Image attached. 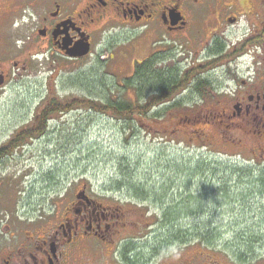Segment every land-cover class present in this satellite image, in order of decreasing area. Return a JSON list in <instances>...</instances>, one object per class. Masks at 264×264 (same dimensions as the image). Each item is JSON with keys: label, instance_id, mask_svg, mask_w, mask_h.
Here are the masks:
<instances>
[{"label": "rangeland", "instance_id": "1", "mask_svg": "<svg viewBox=\"0 0 264 264\" xmlns=\"http://www.w3.org/2000/svg\"><path fill=\"white\" fill-rule=\"evenodd\" d=\"M151 35L123 34L121 40L95 43L82 60L63 59L53 66L42 60L28 71H15L0 106V145L31 127L51 99L99 103L108 92L117 97L115 85L132 76L136 63L154 50L171 52L169 44L154 43ZM183 45L175 60L186 70L191 59ZM199 104L175 109L163 119L138 117L141 122L132 131L124 130V121L89 106L52 116L44 135L15 148L0 169V241H9L18 222L33 225L31 221L63 210L87 184L92 195H103L105 204L121 205L129 213L130 223L116 227L109 246H137L135 259L149 258L154 246H192L225 257L264 259V183L259 182L264 154L257 152L262 142L240 130L233 135L243 145H225V126L206 120L224 107ZM228 159L235 164L225 163ZM199 161L204 164L197 171ZM136 194L149 201H138ZM178 232L183 239L175 237ZM115 255L117 262L126 263Z\"/></svg>", "mask_w": 264, "mask_h": 264}, {"label": "flooded vegetation", "instance_id": "2", "mask_svg": "<svg viewBox=\"0 0 264 264\" xmlns=\"http://www.w3.org/2000/svg\"><path fill=\"white\" fill-rule=\"evenodd\" d=\"M137 31L152 33L154 43L171 50H154L142 62L158 56L167 59L163 65L182 66L175 56L187 44L190 103L223 106L206 118L225 126L223 143L242 146L233 134L243 130L262 142L257 152L264 154V0H0V106L15 71H28L42 60L51 66L79 61L95 43ZM83 42L90 45L88 55L68 54ZM199 84L206 86L203 93L196 92ZM48 105L37 111L31 127L0 145V169L15 148L44 135L41 112ZM81 186L63 210L33 225L14 224L9 241H0V264H124L116 261L118 253L125 264H264V259L225 257L192 246H154L149 258L135 259L137 246H109L116 227L130 223L129 213Z\"/></svg>", "mask_w": 264, "mask_h": 264}, {"label": "trees", "instance_id": "3", "mask_svg": "<svg viewBox=\"0 0 264 264\" xmlns=\"http://www.w3.org/2000/svg\"><path fill=\"white\" fill-rule=\"evenodd\" d=\"M165 58L153 56L142 63H136L135 70L132 76L124 79L122 86L115 85L119 90V95L115 98L108 92L100 102L95 100H76L73 103H66L58 99L49 100V105L41 112L44 121H42V128L40 131L47 129L49 120L55 114H66L72 110L76 105L89 106L90 110L96 113H105L112 115L115 119L124 121L127 125L125 131H132L135 129L141 120L138 117L163 119L168 112L173 110H185V107H194L191 99L188 96L180 95L189 88L188 76L183 66L177 63H168ZM206 86L199 84L196 88L197 93H203ZM112 89L111 91H113ZM133 93L134 99L123 98ZM180 95V96H178ZM31 134L38 132L37 129H29ZM213 162V161H212ZM214 163V162H213ZM228 164H235L234 161H225ZM204 164L203 161L197 163V171L202 170L200 166ZM261 179V180H260ZM259 182L264 183V177H260ZM226 193V192H225ZM137 195V196H136ZM134 195L138 201H149V198L143 194ZM181 231V228L178 230ZM175 236L178 239L183 235ZM200 233H203L200 232ZM203 237L209 238L206 233ZM200 236L202 239L203 237ZM214 236V235H213ZM253 242H256L255 240Z\"/></svg>", "mask_w": 264, "mask_h": 264}, {"label": "water", "instance_id": "4", "mask_svg": "<svg viewBox=\"0 0 264 264\" xmlns=\"http://www.w3.org/2000/svg\"><path fill=\"white\" fill-rule=\"evenodd\" d=\"M90 53V45L89 43H80L77 45L74 49L68 52L70 56L73 57H84ZM3 81H0V84H2Z\"/></svg>", "mask_w": 264, "mask_h": 264}]
</instances>
